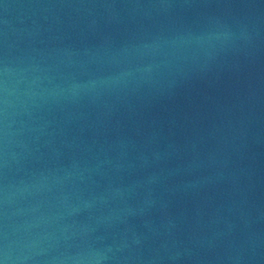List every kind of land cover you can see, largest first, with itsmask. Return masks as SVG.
<instances>
[{
  "label": "water",
  "instance_id": "1",
  "mask_svg": "<svg viewBox=\"0 0 264 264\" xmlns=\"http://www.w3.org/2000/svg\"><path fill=\"white\" fill-rule=\"evenodd\" d=\"M0 264H264V0H0Z\"/></svg>",
  "mask_w": 264,
  "mask_h": 264
}]
</instances>
